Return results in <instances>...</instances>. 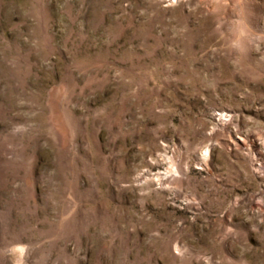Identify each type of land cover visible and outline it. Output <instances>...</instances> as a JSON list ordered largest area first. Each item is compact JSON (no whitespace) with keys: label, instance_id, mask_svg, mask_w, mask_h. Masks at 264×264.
I'll list each match as a JSON object with an SVG mask.
<instances>
[{"label":"rangeland","instance_id":"1","mask_svg":"<svg viewBox=\"0 0 264 264\" xmlns=\"http://www.w3.org/2000/svg\"><path fill=\"white\" fill-rule=\"evenodd\" d=\"M0 264H264V0H0Z\"/></svg>","mask_w":264,"mask_h":264}]
</instances>
